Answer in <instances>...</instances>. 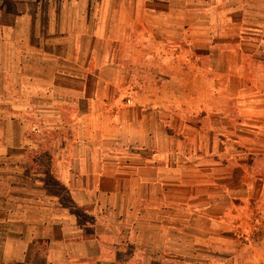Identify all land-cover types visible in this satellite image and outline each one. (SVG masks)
I'll return each mask as SVG.
<instances>
[{"label": "crops", "instance_id": "1", "mask_svg": "<svg viewBox=\"0 0 264 264\" xmlns=\"http://www.w3.org/2000/svg\"><path fill=\"white\" fill-rule=\"evenodd\" d=\"M57 1L0 0V264H264V0Z\"/></svg>", "mask_w": 264, "mask_h": 264}, {"label": "rangeland", "instance_id": "2", "mask_svg": "<svg viewBox=\"0 0 264 264\" xmlns=\"http://www.w3.org/2000/svg\"><path fill=\"white\" fill-rule=\"evenodd\" d=\"M3 1H4L3 3H4V6H5V7H13V4H12V1H13V0H3ZM56 1H57V0H56ZM94 1H95V3H97V2H100L101 0H94ZM59 2H60V1L58 0L57 3H59ZM20 5H22V4H20ZM20 5H19V6H20ZM20 7H22V6H20ZM57 7H58V6H57ZM235 125H237V123H236ZM218 129H219V127H218ZM218 133H219V132H218ZM53 190H54V193H57V192H59L60 189H57L56 187H54Z\"/></svg>", "mask_w": 264, "mask_h": 264}]
</instances>
